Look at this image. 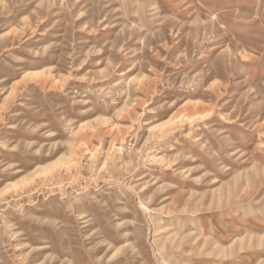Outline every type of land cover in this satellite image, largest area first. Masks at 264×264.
<instances>
[{
	"label": "rangeland",
	"instance_id": "obj_1",
	"mask_svg": "<svg viewBox=\"0 0 264 264\" xmlns=\"http://www.w3.org/2000/svg\"><path fill=\"white\" fill-rule=\"evenodd\" d=\"M0 264H264V0H0Z\"/></svg>",
	"mask_w": 264,
	"mask_h": 264
}]
</instances>
